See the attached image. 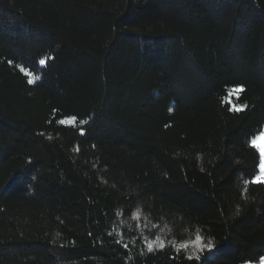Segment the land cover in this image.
Masks as SVG:
<instances>
[{
  "label": "trees",
  "instance_id": "obj_1",
  "mask_svg": "<svg viewBox=\"0 0 264 264\" xmlns=\"http://www.w3.org/2000/svg\"><path fill=\"white\" fill-rule=\"evenodd\" d=\"M263 130L264 0H0V264L261 262Z\"/></svg>",
  "mask_w": 264,
  "mask_h": 264
},
{
  "label": "snow or ice",
  "instance_id": "obj_2",
  "mask_svg": "<svg viewBox=\"0 0 264 264\" xmlns=\"http://www.w3.org/2000/svg\"><path fill=\"white\" fill-rule=\"evenodd\" d=\"M242 89H237V91H240ZM253 146L258 147L261 149V154L264 155V134H261L257 139H254L252 141ZM262 171H264V164L261 165ZM257 182H264V176L258 177ZM152 245L149 244V249H151Z\"/></svg>",
  "mask_w": 264,
  "mask_h": 264
},
{
  "label": "rangeland",
  "instance_id": "obj_3",
  "mask_svg": "<svg viewBox=\"0 0 264 264\" xmlns=\"http://www.w3.org/2000/svg\"><path fill=\"white\" fill-rule=\"evenodd\" d=\"M261 134H264V130H263V132ZM261 134H259L254 139H257ZM256 148H257V150L260 153V174H259L258 177H261V176H264V171H262V168H261V165L264 164V155L261 154V149L260 148H258V147H256ZM247 264H264V259L261 262H259V263H247Z\"/></svg>",
  "mask_w": 264,
  "mask_h": 264
}]
</instances>
